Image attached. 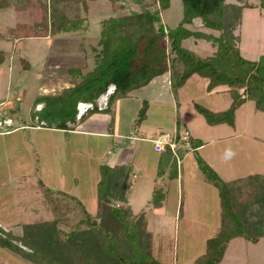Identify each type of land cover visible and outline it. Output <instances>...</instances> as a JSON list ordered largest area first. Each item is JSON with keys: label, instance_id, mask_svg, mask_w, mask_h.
Wrapping results in <instances>:
<instances>
[{"label": "rangeland", "instance_id": "rangeland-1", "mask_svg": "<svg viewBox=\"0 0 264 264\" xmlns=\"http://www.w3.org/2000/svg\"><path fill=\"white\" fill-rule=\"evenodd\" d=\"M244 1L255 5L258 2ZM86 4L85 11L78 5L80 16L86 17L88 21L84 31L60 33L46 38H26L17 43L16 47L10 40H0V50L4 55V71L0 79V132L17 124L22 126L14 133L0 136V182L9 175L11 178L3 189L0 188V227L11 230L15 235L20 234L19 224L31 222L36 218H54L58 228L65 233L74 228L87 227L81 222L85 219L82 209L91 218L94 212L87 209L81 199H87L94 188L96 201L94 181L99 179V167L110 166L111 159L122 151L119 148L122 149L123 146L115 144L116 137L110 134L108 138H94V145L90 144V141L85 144L75 142L77 136H73L74 140L71 139L72 141L65 145V135L57 129L29 128L36 123L31 119V113L36 112V105L33 111L31 110L34 96L54 97L67 86L68 79L78 73L79 67L91 68L92 46L99 36L100 21L109 16L126 13L123 9L114 12L108 0H87ZM125 6L128 11L147 10L153 13L158 17V23L155 24L164 31L175 27L182 15L180 0H168L163 9L158 0H127ZM27 10L1 8L0 27H4L0 29V33L5 34L4 29L12 27L15 22H27ZM184 26L189 30L213 36L219 34L218 31L203 27L198 18L192 19L190 24ZM236 32L239 34V53L243 58L257 60L259 55H264L263 11L258 7L243 8ZM181 46L199 57L209 56L214 51L210 40L193 36L181 40ZM19 56L25 58L29 68L21 65ZM9 59L13 60L14 64L10 72L5 66ZM72 66H77V69L68 72V68H76ZM197 77L192 75L189 79H198ZM148 90L151 89L140 88L135 90L134 94L141 92L147 98ZM106 91H111V88H106ZM177 97H180L179 94ZM150 100L151 109L144 121V125L150 126L147 132L155 127L152 125H158L155 129L158 130L157 133H170L173 120V108L170 103L172 99ZM131 101V104L136 102L135 99ZM224 102L226 99H223V105ZM79 104L75 105V119L85 112L82 124L98 117L94 115L95 111L87 113L92 107L96 108L95 102L86 105L81 114ZM206 104V108L212 111L210 108H214L213 104L216 103L211 99ZM131 106L134 122L129 130L139 134L136 124L144 117L138 114L139 110L136 112V105L135 108ZM231 117V136L209 141L200 151V158L190 151L180 161L175 158L177 180H166L162 189L164 198L169 195L171 200L176 199V204L166 197L167 200L163 198L158 207L151 206L153 183L158 178L155 177L154 168L150 166L153 157L150 144L137 141L129 143L130 139L125 138L124 146L131 150L130 154H127L131 167L128 165L125 169V201L109 200V205L128 206L132 213L143 214L146 228L151 234L152 255L160 264H190L201 252L202 235L216 222L219 210L217 189L211 184L203 185L199 180L201 172L196 168L198 158L220 180L251 172L264 174V112L256 110L253 102L246 99L239 104L238 110L233 112ZM6 118L7 124H3L2 119ZM113 121L106 120L108 130H111ZM183 137L185 139L188 136ZM83 145L87 149L84 147L83 151L72 155V148H81ZM104 145L107 147L103 152ZM139 146L142 153L137 151ZM112 150L116 154H111ZM205 156L208 157V162L204 160ZM73 178H76V181ZM249 200L251 201L250 197H247L245 201ZM250 207L247 208V213L253 212ZM15 243L25 249L20 242ZM0 264L29 263L0 248ZM221 264H264V237L256 244L240 238L231 240L227 244Z\"/></svg>", "mask_w": 264, "mask_h": 264}, {"label": "trees", "instance_id": "trees-1", "mask_svg": "<svg viewBox=\"0 0 264 264\" xmlns=\"http://www.w3.org/2000/svg\"><path fill=\"white\" fill-rule=\"evenodd\" d=\"M4 1L0 2V9H28L32 18L29 23L21 22L7 27L5 34L0 33V39L9 37L22 40L81 32L88 26L87 18L80 16L78 10V5L86 10L87 0ZM108 1L114 12L123 9L126 13L100 21L99 36L92 46L91 68L79 67L78 73L71 77V86L63 88L58 95L34 97L31 110L42 103L38 111L31 113V117L36 116L39 126L68 129L66 123L75 121L77 101L93 104L95 98L108 85H112L113 90L106 100L108 110L116 98L166 72L174 87L184 84L191 75L206 80V91L221 85L227 87L230 103L225 110L213 112L196 106L209 125H232L234 110L246 99L253 102L256 110L264 112V55H259L257 60L243 58L239 53V34L236 32L241 10L258 7L264 12V0H257V5L244 0H180V21L165 31L155 24L158 17L153 13L147 10L128 11L125 6L127 0ZM158 1L162 9L167 6L168 0ZM194 18H198L203 27L219 34L213 36L187 29L184 25L190 24ZM190 36L210 40L214 45L213 53L199 57L183 48L181 40ZM76 69L68 68V72ZM95 110L92 107L89 112ZM144 111L142 107L138 114L143 117ZM184 141L191 149L201 144L200 140L190 137ZM171 154L169 146L165 145L159 155L160 163L156 169L158 179L153 183L150 199L152 207L160 205L166 179L176 176L175 159ZM169 156L172 160L168 164ZM196 162L201 181L217 189L219 210L216 222L201 237V252L190 264H221L231 240L240 238L256 244L264 237V174L251 172L220 180L199 158ZM165 164L169 165L166 172ZM127 167H99L92 218L82 209L85 219L81 222L87 227L74 228L65 233L58 228L54 218H36L19 224V235L0 227V248L14 253L29 264H160L152 255L151 234L146 228L143 214L132 213L128 206L109 205V200L125 201ZM157 182L160 184L157 185ZM247 197L251 201L246 202ZM249 206L253 209L252 213H247ZM15 242H20L25 249Z\"/></svg>", "mask_w": 264, "mask_h": 264}, {"label": "crops", "instance_id": "crops-1", "mask_svg": "<svg viewBox=\"0 0 264 264\" xmlns=\"http://www.w3.org/2000/svg\"><path fill=\"white\" fill-rule=\"evenodd\" d=\"M5 9H14V8L8 7ZM15 10H17V9H15ZM27 15L29 17L27 19V22H30L32 14L29 10H27ZM17 23H21V22H15L14 24H12V26H14ZM3 27L4 26H2V28ZM2 28L0 27V29H2ZM46 37H48V36H46ZM46 37H38V38H46ZM3 39L10 40L11 44H13L14 47H16L17 43H19L20 41L23 40V39L22 40L11 39L9 37L8 38L7 37L1 38L0 40H3ZM24 39H26V38H24ZM0 53L2 56V60L0 62V79H1L2 73L4 71V68L2 67L3 61H4V55L2 53V50H0ZM18 58L20 59V63L23 67H25V65H26V68H29V65L27 64V61L25 60V58H22L20 56ZM5 66L7 68V71L10 72V70L13 69V66H14L13 60L9 59V61L6 63ZM72 67L77 68V66H72ZM189 77L185 80L184 84H182L179 87H174V86H172L171 77L167 72L160 74V75H157V76L153 77L151 80H149L143 86L136 88L134 90H131L125 96L116 98L112 102V104L109 106V109L106 110V100H107L109 94L113 90V86L108 85L107 88H111V91H108V92L104 91L102 94L98 95L94 100V102L96 104V110H95L96 113L94 115L98 116L97 118H94L93 121L89 120V121H86L85 124H82L81 123L82 119L79 120V117L81 115L76 116V119L73 123H66L68 126V129H65V130L57 129V131L62 133L63 136L65 135L64 136L65 145H68L72 141L71 139L74 140L73 136H77V137H75V138H77V140H75V142H77V143L85 144L86 142L90 141L91 142L90 144H93V145H94V141H95L94 138H108L109 134L111 136H115L116 137L115 144H117V145L121 144L123 147H122V149L119 148L122 151H119V153H117V154L113 153V150H112L111 154H116V155L114 156L113 159H111L110 166H112V165H119V166L124 165L127 167L129 165V167H131L130 166V160H129L130 158H128V156H127V154H130L131 150H128L127 147L124 146L126 143L125 138L130 139L129 143L131 141H137V142H141V144H145V143L150 144V151H151V154H153L152 155L153 157L150 160V162H151L150 166L152 168H154L155 177H156L157 165L160 163L159 155L162 152H156L153 150L152 141L155 140L158 136L166 134L168 136V139L175 143V148L173 151H171V153H172L171 155L174 157V159L177 157L176 159H179V161H180V159L185 157V155L188 154L189 151L192 152L193 154L197 155L200 158L201 157L200 151H202V149L209 143V141L219 140V139H222L224 137L231 136L233 134V130L226 123L209 125L205 121L204 117L196 109V106L203 107V108L208 107L206 103L210 102V100L213 99L216 103V104H213L214 108H212V107L210 108V109H212L213 112H219V111L225 110L229 106V103H230V97H229L228 92H227V87L221 85V86L214 87L210 91H206V89H205L206 80L205 79H203L199 76L197 77L198 79H189ZM194 77H195V75H194ZM70 80L68 79L66 87L71 86ZM140 88H150L151 89V90L147 91L149 93L147 98L141 92L136 94V95L134 94V91L139 90ZM154 89H155V91H154ZM19 93H21V92H19ZM178 94L180 97H177ZM36 96H38V95H36ZM100 99H102V100L98 101ZM132 99L136 100V102L133 104H131ZM150 99H172L170 101L171 107L173 108V114H172L173 116H171L173 118V120H172L171 127H170V130H171L170 133L171 134L169 132H164V133L160 132V134L157 133L158 130H155V129L158 127V125H152L155 127H152V130L147 132L148 127H150V126L144 125V121L146 120V117L149 114L150 109H151V106H150L151 100ZM223 99H226V102H224V105H223ZM145 101H146V108H144L145 109V111H144L145 115L143 116L144 118L141 122H137L136 125H137V130H139V134H135L134 131L130 132V130H129V127H131L133 125V122H134L133 121L134 112L133 113L131 112V109H132L131 105H133V107L136 105V112H137L138 110H141L142 107H144ZM77 103H81L85 107H86V105L91 104L89 102H83V101H77ZM211 103H212V101H211ZM220 104H222V105H220ZM37 106H40V107H37ZM41 107H42V103H38V104H36L35 110L38 111ZM238 107L234 110V112L236 110H238ZM78 108L80 110L79 114H81L84 107H80V104H79ZM33 112H35V111H33ZM88 112L89 111H87V113ZM85 115H83L82 118H84ZM31 119L33 121H36L34 126L29 127V128H31V130H37L39 128H44L43 126H39L40 124L37 122L36 116L31 117ZM112 119L114 120L113 125L111 127V130L110 129L108 130V128L106 126V120L112 121ZM7 120H8V118L2 119L3 124H7L5 122ZM40 123H42V122H40ZM20 128H22V126L17 124L10 129H7V130L0 132V136L14 133L15 131L20 130ZM23 128H25V127H23ZM45 129L54 130L56 128L45 127ZM184 135H187L188 137L193 138V139L200 140L201 144L198 147L191 149L189 147V144L183 140L182 137ZM140 146L137 149L138 153L141 152ZM84 147L85 146L83 145V147H81V148H77V147L72 148L71 149L72 155L75 154L77 151H83ZM106 147H107V145L103 146V150H102L103 152L105 151ZM120 154H122V156ZM143 156H144V154H143ZM204 158L203 159L206 162H208L206 160V159H208V157L205 156ZM128 160H129V162H128ZM171 160H172V157L169 156L168 164H169V162H171ZM3 161H4V159H3ZM161 164L163 165L164 161L161 162ZM168 164H165V166L167 165L165 168V172L169 167ZM196 168H198V166H196ZM177 173L178 172L176 169V176L174 178L169 179V182H171L173 180H177ZM18 175L21 176V174H18ZM9 176H7L6 178L1 180V182H0V188L1 189H3V186H5L7 180L9 181L11 179ZM14 177H16V174ZM73 179H74V181H76V178H73ZM97 180L98 179H96L94 181L95 188H96ZM153 180H154V178H153ZM166 180H168V179H166ZM199 180L201 181V173H199ZM202 184L205 185L206 183L202 182ZM93 189H92V194L90 193L91 195L87 199H85V200L81 199L83 201V204H86L85 207H87V209H90V211L91 210L93 211V206H94V202H95ZM178 192H179V189H178ZM95 193H96V191H95ZM166 197H168L171 202L175 201V204H176V199L171 200L172 197H169V195H167ZM166 197L165 198L163 197L164 200L165 199L167 200ZM177 202H178V199H177ZM33 215H36V214L33 213Z\"/></svg>", "mask_w": 264, "mask_h": 264}, {"label": "built area", "instance_id": "built-area-1", "mask_svg": "<svg viewBox=\"0 0 264 264\" xmlns=\"http://www.w3.org/2000/svg\"><path fill=\"white\" fill-rule=\"evenodd\" d=\"M182 138H183V140H185L184 137H182ZM165 145H168L169 149L171 151H173L174 148H175V143L170 141L166 134L158 136L155 140L152 141V148L156 152H163L164 148H165Z\"/></svg>", "mask_w": 264, "mask_h": 264}, {"label": "bare ground", "instance_id": "bare-ground-1", "mask_svg": "<svg viewBox=\"0 0 264 264\" xmlns=\"http://www.w3.org/2000/svg\"><path fill=\"white\" fill-rule=\"evenodd\" d=\"M80 107H85V106L80 103Z\"/></svg>", "mask_w": 264, "mask_h": 264}, {"label": "clouds", "instance_id": "clouds-1", "mask_svg": "<svg viewBox=\"0 0 264 264\" xmlns=\"http://www.w3.org/2000/svg\"><path fill=\"white\" fill-rule=\"evenodd\" d=\"M229 155H231V153H229Z\"/></svg>", "mask_w": 264, "mask_h": 264}]
</instances>
